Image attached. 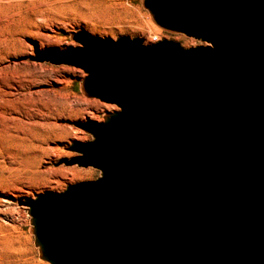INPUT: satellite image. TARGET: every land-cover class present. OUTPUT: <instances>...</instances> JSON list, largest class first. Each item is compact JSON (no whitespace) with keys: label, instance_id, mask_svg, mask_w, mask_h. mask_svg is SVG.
I'll list each match as a JSON object with an SVG mask.
<instances>
[{"label":"water","instance_id":"obj_1","mask_svg":"<svg viewBox=\"0 0 264 264\" xmlns=\"http://www.w3.org/2000/svg\"><path fill=\"white\" fill-rule=\"evenodd\" d=\"M184 48L69 35L36 61L80 69L114 105L67 146L95 180L18 200L48 264H264V0H141ZM202 44H206L205 46Z\"/></svg>","mask_w":264,"mask_h":264},{"label":"rangeland","instance_id":"obj_2","mask_svg":"<svg viewBox=\"0 0 264 264\" xmlns=\"http://www.w3.org/2000/svg\"><path fill=\"white\" fill-rule=\"evenodd\" d=\"M77 29L113 40L137 37L145 45L153 37L184 48L200 45L157 27L141 0L0 3V264H48L38 258L27 209L18 200L60 193L67 185L99 175L92 167L67 165L78 156L67 146L91 139L76 127L78 122L102 123L105 114L118 108L82 96V70L35 60L37 50L78 47L69 38ZM60 132L63 137L56 139Z\"/></svg>","mask_w":264,"mask_h":264},{"label":"bare ground","instance_id":"obj_3","mask_svg":"<svg viewBox=\"0 0 264 264\" xmlns=\"http://www.w3.org/2000/svg\"><path fill=\"white\" fill-rule=\"evenodd\" d=\"M7 1H9V0H0V3H4V2H7ZM40 129H41V130H44V129H46V127H45L44 125H41V126H40ZM62 137H63L62 132H60L57 136H55L56 139H58V138H62ZM24 138H25V137H24Z\"/></svg>","mask_w":264,"mask_h":264},{"label":"built area","instance_id":"obj_4","mask_svg":"<svg viewBox=\"0 0 264 264\" xmlns=\"http://www.w3.org/2000/svg\"><path fill=\"white\" fill-rule=\"evenodd\" d=\"M158 41H160V40L157 39L156 37H153L152 40H151V43H156V42H158Z\"/></svg>","mask_w":264,"mask_h":264}]
</instances>
